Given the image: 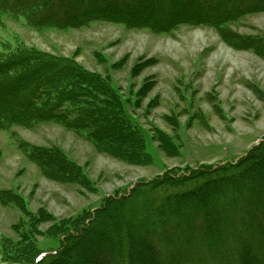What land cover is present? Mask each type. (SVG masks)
I'll use <instances>...</instances> for the list:
<instances>
[{"label": "rangeland", "instance_id": "374dc122", "mask_svg": "<svg viewBox=\"0 0 264 264\" xmlns=\"http://www.w3.org/2000/svg\"><path fill=\"white\" fill-rule=\"evenodd\" d=\"M27 17L0 12V58L36 50L106 80L148 158L128 162L132 154L119 145L97 147L54 122L0 124V264H39L136 186L235 163L264 140V56L238 46L264 40V10L218 28L184 24L170 32L106 21L33 26ZM42 152L53 153L51 162ZM56 165L63 176L43 168ZM263 247L253 251L255 264ZM86 249L70 255L79 259ZM237 253L222 263L238 264ZM152 259L142 260L157 264Z\"/></svg>", "mask_w": 264, "mask_h": 264}, {"label": "trees", "instance_id": "16d2710c", "mask_svg": "<svg viewBox=\"0 0 264 264\" xmlns=\"http://www.w3.org/2000/svg\"><path fill=\"white\" fill-rule=\"evenodd\" d=\"M262 10L264 0H0V12L25 14L33 26L79 28L106 21L158 32L184 24L218 28ZM255 41L238 46L264 56V40ZM114 97L106 80L72 61L36 50L0 58L1 125L54 122L86 133L97 147L105 140L119 145L132 154L128 162L148 158ZM49 154L40 157L51 162ZM55 167L43 168L63 176L64 168ZM141 185L128 197L107 202L89 226L39 264L53 257L48 264H152L142 260L147 253L162 264H201L202 259L223 264V255L232 250L241 253L238 264L256 263L253 251L264 246V140L235 163ZM105 223L109 228L100 227ZM82 248L86 255L71 257Z\"/></svg>", "mask_w": 264, "mask_h": 264}]
</instances>
